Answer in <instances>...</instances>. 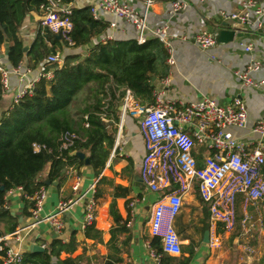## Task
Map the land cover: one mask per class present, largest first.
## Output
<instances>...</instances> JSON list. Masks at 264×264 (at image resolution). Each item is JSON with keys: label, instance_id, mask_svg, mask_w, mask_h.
<instances>
[{"label": "crops", "instance_id": "crops-1", "mask_svg": "<svg viewBox=\"0 0 264 264\" xmlns=\"http://www.w3.org/2000/svg\"><path fill=\"white\" fill-rule=\"evenodd\" d=\"M146 1L127 0L140 12L145 11ZM173 1L175 0H153L148 13L149 28L169 26L175 65L170 66V82L165 88L166 100L192 104L210 99L221 106H228L235 99H241L247 108L248 126L245 129L232 128L230 132L252 150L259 139L252 133V129L259 121L264 120V84L246 87L235 76V72H245L252 62H260V69L252 72L251 78L258 83L264 82V18L261 20V27L256 21L243 27L222 16V12L229 15L238 11L243 0H186L189 3L188 9L171 17L169 9ZM257 3L264 7V0H257ZM72 5L74 9L88 7L86 0H76ZM102 17L106 22L115 21L109 15ZM41 19L42 17L33 15L27 17L23 24L21 37L28 48L41 28ZM117 23L119 27L113 33L115 40H136L137 33L132 25L124 21ZM222 27L237 30L233 42L217 43V46L207 51L194 42L196 33L204 30L214 33ZM249 46L252 47L251 52L246 51ZM8 51L9 45L0 49V65L12 70ZM79 51L82 50L65 49L61 56ZM27 68L28 59H25L22 69ZM38 74V70L28 73L27 80H36ZM24 88L25 84L20 77L11 74L10 88L0 103V114L12 106L16 96ZM161 88V81L155 82V89ZM122 111L121 104L116 113L118 122L105 120L112 138H115L120 124H123V132L121 150L114 157L113 149L105 146L110 155L101 174H95L86 165L79 175L83 178V185L78 192L74 191V171L69 172L64 182L55 181L58 185L47 186L42 218L54 214L61 202L77 200L94 187L97 220L92 228L83 227L87 200L76 202L63 215L65 228L59 234L48 222L36 224L31 207L23 200V192L16 189L6 196L10 218L0 222V238L5 239L9 248L22 256L37 258L43 253L51 252L52 245L61 241L65 249L52 257L51 264H154L149 249L153 237L150 218L160 195L148 191L142 182L140 170L146 153L144 141L138 121L130 116L122 119ZM187 131L191 134L193 129L189 127ZM208 154L205 146L194 150V156L201 165ZM43 177L44 180L48 178L46 175ZM92 195V192L88 193L87 198ZM237 206V226L233 232L226 231L220 223L212 226L208 207L195 186L184 196L182 211L174 223L182 242V253L169 256L187 259L189 250L193 249L194 256L190 264H264V229L261 228L259 219L264 210L253 206L245 210L241 196L238 197ZM246 214L252 220L244 227L242 222ZM12 225H17L16 231L7 233ZM207 231L210 232L209 243L204 241ZM17 236H20V241ZM213 239L219 240L216 246L212 245ZM31 246H41L44 252H32L29 250ZM35 258L32 259L36 260Z\"/></svg>", "mask_w": 264, "mask_h": 264}, {"label": "built area", "instance_id": "built-area-1", "mask_svg": "<svg viewBox=\"0 0 264 264\" xmlns=\"http://www.w3.org/2000/svg\"><path fill=\"white\" fill-rule=\"evenodd\" d=\"M86 2L95 19L103 20L102 15H109L115 19L109 22V30L101 41L115 40L113 33L119 27L117 21H124L135 29L139 45L145 44L152 38L163 42L170 55L169 66L175 65L169 26L149 28L148 13L153 0L146 1L144 12L132 7L127 0H86ZM188 7L189 3L186 0H175L170 3L169 14L174 17L185 12ZM42 10L41 26L70 42L74 6L63 4L60 0H49ZM222 16L243 27L255 21L261 27L264 7L258 5L257 0H243L238 11L229 15L222 12ZM194 42L204 51L217 46L214 33L208 30L196 33ZM246 51L251 52L252 47H247ZM47 62L49 65H62L63 57L52 55ZM260 67V62H252L245 72L236 71L235 76L246 87H259L264 82L254 81L251 73L258 71ZM38 71L36 80H27L28 73L32 71L23 70L22 65L12 70L0 65L4 91L7 92L10 88V75L19 76L25 88L14 100L18 103L26 95L32 94L35 84L40 79L51 80L54 77V70L44 73L40 68ZM169 82V77L163 79L162 88L154 90V104L152 105L142 104L130 90H127L122 102V119L130 116L138 121L146 152L140 176L148 191L160 195L150 218L152 236L160 239L164 254L178 256L182 253V242L174 223L182 211L184 196L195 186H197L202 201L208 207L212 226L220 223L228 232H233L237 226L238 197H242L245 210L252 206L264 210V120L259 121L252 129V133L259 139L251 150L247 144L238 140L230 132L232 128L245 129L248 126L247 108L241 99H235L228 106H221L210 99H203L192 104L168 101L165 98V88ZM186 125L193 129L191 134L184 129ZM85 127H88V123ZM122 132L123 124H120L115 136L112 157L118 150H121ZM75 139L77 136L74 134L65 136L64 148H69ZM203 146L208 148L209 154L200 167L194 156V150L196 147ZM34 148L36 151L41 149L37 145ZM82 185L83 178L75 173L74 191L81 190ZM19 190L22 191V189ZM90 192L93 195L87 198ZM46 198V188H42L31 198L34 201L32 218L36 224L48 222L57 233L61 234L65 228L63 215L76 202L82 200H87L83 227L87 228L96 223L97 200L94 187L80 195L77 200L61 202L54 214L42 218L41 213ZM259 219L260 226L264 229V214ZM251 220L252 217L246 214L242 225L246 227ZM17 240H21L20 236H17ZM218 242V239H213L212 245L216 246ZM149 249L154 264H161L163 256L158 255L151 248V244ZM5 250H7L5 264L22 262L23 256L18 251L9 248L4 238H0V252ZM118 264H132V262Z\"/></svg>", "mask_w": 264, "mask_h": 264}, {"label": "trees", "instance_id": "trees-1", "mask_svg": "<svg viewBox=\"0 0 264 264\" xmlns=\"http://www.w3.org/2000/svg\"><path fill=\"white\" fill-rule=\"evenodd\" d=\"M48 1L0 0V49L9 45L10 66L18 68L28 59L29 71L54 70L51 80L40 79L32 94L13 102L0 120V222L10 218L6 208L9 192L22 189L23 200L33 209L31 198L42 188L47 189L43 176L52 182H64L71 171L81 175L86 161L79 154H85L89 166L100 175L110 155L105 146L112 150L115 142L105 120L119 121L116 113L127 90L142 104H154L153 78L162 81L170 74V55L163 42L157 38L143 45L137 40L101 41L109 22L95 19L90 7L74 9L70 42L57 39L41 26L25 53L28 46L21 37L23 24L27 17H42V7ZM60 1L72 5L76 0ZM65 49L82 51L63 56L62 65H49L48 58L61 56ZM4 94L0 74V103ZM68 134L77 139L66 149L64 139ZM35 145L41 149L36 151ZM16 229L17 225H12L7 233ZM150 243L163 256L161 264H190L194 256L193 249L187 259L164 254L157 237ZM52 248L37 258L25 255L20 264H51L52 257L65 246L58 241ZM6 251L0 252V264H5Z\"/></svg>", "mask_w": 264, "mask_h": 264}, {"label": "water", "instance_id": "water-1", "mask_svg": "<svg viewBox=\"0 0 264 264\" xmlns=\"http://www.w3.org/2000/svg\"><path fill=\"white\" fill-rule=\"evenodd\" d=\"M214 36H215V39H216L217 43H219V44H227V43H230V42L234 41L235 37L237 36V30L231 29V28L230 29H226L224 27L218 28L214 32ZM56 38L60 40L61 36H56ZM24 51H25V53H27L29 51V48H25ZM153 82L154 83L156 82V78H153ZM4 112L5 111H1L0 120H1L2 115H3ZM189 127H190L189 125H186L184 127V129L188 130ZM79 157L82 160H85L86 161V165L89 166L90 162H89V159H86L85 154H79ZM44 184L46 186H51L52 184L58 185V182L54 183L49 178H47L44 181ZM3 190H4V188H1V191H3ZM204 241H205V243H209L210 242V232L209 231H207L205 233ZM29 250L32 251V252H35V253H43L44 252V248H42L41 246H31Z\"/></svg>", "mask_w": 264, "mask_h": 264}]
</instances>
